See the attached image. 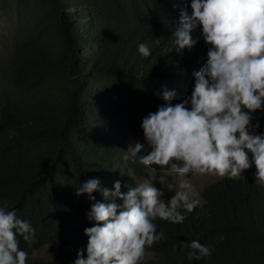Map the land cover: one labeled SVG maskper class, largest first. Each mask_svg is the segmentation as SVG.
I'll list each match as a JSON object with an SVG mask.
<instances>
[{
    "label": "trees",
    "instance_id": "trees-1",
    "mask_svg": "<svg viewBox=\"0 0 264 264\" xmlns=\"http://www.w3.org/2000/svg\"><path fill=\"white\" fill-rule=\"evenodd\" d=\"M189 5L33 0L27 30L0 50V81L8 80L0 90V207L35 229L30 242L17 234L27 264H74L86 248L78 245L88 227L84 194L76 195L84 182L98 179L107 190L116 181L121 191L135 186L128 171L138 174L144 165L122 159L127 134L143 143V117L164 103V91L175 93L173 104L189 97L193 73L206 62L210 45L199 27L192 49L174 48L171 33ZM140 43L149 57L139 54ZM257 122L252 131L264 133V110L253 113ZM200 196L183 223L154 221L164 239L146 249L160 256L146 264H264V187L255 176L221 178ZM190 240L214 250L189 259L179 242ZM49 242L52 260H29L33 248Z\"/></svg>",
    "mask_w": 264,
    "mask_h": 264
},
{
    "label": "clouds",
    "instance_id": "clouds-1",
    "mask_svg": "<svg viewBox=\"0 0 264 264\" xmlns=\"http://www.w3.org/2000/svg\"><path fill=\"white\" fill-rule=\"evenodd\" d=\"M189 7L171 33L174 48L177 53L192 49L198 43L192 33L199 27L210 45L206 62L193 73L189 97L173 104L175 93H162L164 103L141 121L144 142L130 143L122 157L167 169L176 179L160 177L162 189L144 178L126 193L119 181L111 191L104 189L108 202L94 203L87 213L94 224L84 229L86 248L77 251L74 264H141L146 249L164 239L154 221L183 223L184 213L201 205L200 193L186 178L189 173L237 179L254 165L255 183L264 187V133L252 131L259 127L252 124L253 113L264 110V0H190ZM138 52L151 55L146 43L138 45ZM99 184L89 179L76 195L87 193L94 200L91 194ZM166 192L173 193L167 200ZM17 234L30 242L35 229L5 204L0 207V264H27ZM179 244L189 249V259L214 250L198 240Z\"/></svg>",
    "mask_w": 264,
    "mask_h": 264
},
{
    "label": "rangeland",
    "instance_id": "rangeland-1",
    "mask_svg": "<svg viewBox=\"0 0 264 264\" xmlns=\"http://www.w3.org/2000/svg\"><path fill=\"white\" fill-rule=\"evenodd\" d=\"M33 17V0H0V50H3V47H7L10 43L12 37L21 36L28 28ZM4 45V46H3ZM8 87V80L3 79L0 81V90L6 89ZM134 138L131 134H127L125 145H128L134 142ZM256 169L250 167L248 170H245L242 173L241 177H250L255 176ZM129 174L134 177L135 185L144 179H151L152 185L157 189H162L163 185L159 182L160 177L166 176V179L175 180V174L169 173L167 169H160L157 166L153 165L151 167L144 166V168L137 174L134 169H129ZM186 178L192 182L197 191L200 193L205 186L215 182L221 177L215 175H199L195 173L187 174ZM224 178V177H223ZM108 186H101L97 191H94L91 195L95 197L94 200L89 199V195L84 193V211L82 212V221L88 224V227L93 226L94 222L90 221L87 217V213L90 211L91 206L94 203H107L102 195V191ZM113 187H109L111 191ZM121 191V190H120ZM128 188L122 193H126ZM173 193H165V199H168ZM201 201L202 198L200 197ZM117 203H122V201H117ZM88 237L84 235V238L81 242L78 243L80 247L87 244ZM55 251V247L52 245V242L42 244L38 247L33 248L29 260H52V255ZM160 259V256L152 253L146 252L144 259L141 261L149 262L150 260Z\"/></svg>",
    "mask_w": 264,
    "mask_h": 264
}]
</instances>
